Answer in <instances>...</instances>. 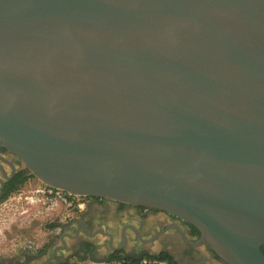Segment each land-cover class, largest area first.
<instances>
[{
	"label": "water",
	"instance_id": "1",
	"mask_svg": "<svg viewBox=\"0 0 264 264\" xmlns=\"http://www.w3.org/2000/svg\"><path fill=\"white\" fill-rule=\"evenodd\" d=\"M0 146L264 264V0H0Z\"/></svg>",
	"mask_w": 264,
	"mask_h": 264
},
{
	"label": "flooded vegetation",
	"instance_id": "2",
	"mask_svg": "<svg viewBox=\"0 0 264 264\" xmlns=\"http://www.w3.org/2000/svg\"><path fill=\"white\" fill-rule=\"evenodd\" d=\"M27 170L15 154L0 146V199ZM79 201L85 206L77 217L64 224L44 248L5 264H63L72 255L102 262L117 252L133 257L168 252L180 264H226L207 242L199 243L202 233L197 227L167 212L102 197L79 196ZM107 233L113 235L112 245Z\"/></svg>",
	"mask_w": 264,
	"mask_h": 264
},
{
	"label": "rangeland",
	"instance_id": "3",
	"mask_svg": "<svg viewBox=\"0 0 264 264\" xmlns=\"http://www.w3.org/2000/svg\"><path fill=\"white\" fill-rule=\"evenodd\" d=\"M38 178L29 175L18 183L6 198L0 199V264L21 260L44 248L64 224L77 217V212L54 201L40 200L42 194L30 191ZM34 252V253H33ZM124 256L126 253H121ZM133 257V256H129ZM135 257V256H134ZM140 258V257H135ZM63 264H121L118 260L98 262L88 256L72 255Z\"/></svg>",
	"mask_w": 264,
	"mask_h": 264
},
{
	"label": "built area",
	"instance_id": "4",
	"mask_svg": "<svg viewBox=\"0 0 264 264\" xmlns=\"http://www.w3.org/2000/svg\"><path fill=\"white\" fill-rule=\"evenodd\" d=\"M30 191L36 194L41 193L42 197L40 198V200L54 201L55 206L59 204H63L66 206V208L73 209V211H76L77 213H79L80 210H82V208L85 206V203L83 201H79V196L81 195L71 194L63 189L50 186L42 182L40 179H38V183L32 186V189ZM132 264H171V263L168 260H164L161 258H143L141 261Z\"/></svg>",
	"mask_w": 264,
	"mask_h": 264
},
{
	"label": "trees",
	"instance_id": "5",
	"mask_svg": "<svg viewBox=\"0 0 264 264\" xmlns=\"http://www.w3.org/2000/svg\"><path fill=\"white\" fill-rule=\"evenodd\" d=\"M29 175H33V174L29 170H27V173H24L23 177L21 178V180L18 183L23 182ZM14 188H15V186L12 189H14ZM12 189L9 192H11ZM9 192L6 195H4L3 198H6L7 195L9 194ZM3 198H1V199H3ZM143 258H161L164 260H168L171 264H179L178 262L175 261V259L168 252H162L159 255L146 254L145 256H142L140 258L124 256L121 253L117 252L109 258V261L118 260L119 262H121V264H132V263H136V262L141 261Z\"/></svg>",
	"mask_w": 264,
	"mask_h": 264
},
{
	"label": "crops",
	"instance_id": "6",
	"mask_svg": "<svg viewBox=\"0 0 264 264\" xmlns=\"http://www.w3.org/2000/svg\"><path fill=\"white\" fill-rule=\"evenodd\" d=\"M159 255V254H158ZM180 264V263H179Z\"/></svg>",
	"mask_w": 264,
	"mask_h": 264
}]
</instances>
